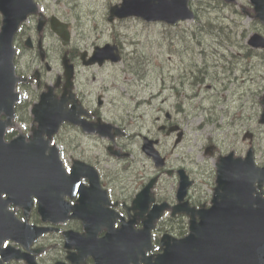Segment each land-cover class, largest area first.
<instances>
[{"label":"rangeland","instance_id":"rangeland-1","mask_svg":"<svg viewBox=\"0 0 264 264\" xmlns=\"http://www.w3.org/2000/svg\"><path fill=\"white\" fill-rule=\"evenodd\" d=\"M193 8L196 9L197 16L200 20L208 19V15L213 17V20L223 23L224 26H228L231 31V37L233 40L240 42L236 43V55L241 58L246 53L245 49L241 46L245 45V41H242L241 33L246 31V34L253 31L252 28L257 27V22L254 19V12L249 5L248 0H237V3L233 6L226 5L222 0H191ZM79 3L84 4L78 9V13L83 15V19L80 23V32H84L89 37L86 43H91L93 39L91 36H96L102 43L104 41H110L115 36V40L119 42L123 49L124 60L116 65L106 66L101 70L100 89L103 91L106 99L110 102V107L115 112L120 114L123 108L124 100L131 99L130 104L134 105L135 100L149 99L157 91V84L163 88H168L170 84L171 75L176 79L184 69V66L194 65L198 68L202 67V59L198 55L200 49L197 48V41L205 47L208 51L211 38L204 32L197 33V30H202L203 22L197 23L193 21L178 24L174 27H165L157 25H145L137 20H129L121 23H117L113 26L107 25L105 20V5L104 0H80ZM208 2L210 5H205ZM55 3V2H53ZM52 8V6L50 7ZM244 8L243 13L235 15L236 12H240ZM234 13L235 16L232 14ZM198 24V25H197ZM224 32H228V29L223 28ZM74 34V33H73ZM76 34V33H75ZM77 40V38H76ZM235 53V49L227 48L226 55ZM51 56L54 55L51 52ZM134 57L137 62L135 64L132 60ZM245 59L248 55H245ZM52 58V59H53ZM208 59V58H207ZM220 61V60H219ZM258 62L257 57H249V61H241L236 64L233 73L226 71L222 72L220 68H209L211 76L216 73L220 78L215 81L210 79V76L202 81L200 88L194 87L190 89L188 87L184 89H178L176 91H167L165 95L160 99H166L165 107L170 108L171 104L185 102L191 103L193 106L190 112L191 117L187 123L184 122L188 136V147L185 148L187 154L191 156H200L201 145L205 144L208 138L217 142L219 145L229 144L233 147L242 146L240 137L232 141L234 131L237 128L242 127L243 117L249 116L252 112H257V105L253 106L257 100V97L253 95V91L264 88V66L256 64ZM213 62L211 61L210 64ZM196 64V65H195ZM198 64V65H197ZM193 74L197 75L195 68H191ZM134 73V74H133ZM138 75V76H137ZM260 76V77H259ZM234 77L236 79L234 80ZM141 79V81H140ZM162 79L165 84H163ZM227 84V88L222 90L224 83L230 80ZM260 82V84L258 83ZM49 83V82H48ZM214 83L217 84L214 86ZM155 84V85H154ZM207 85L209 88H207ZM210 86H214L213 90H210ZM193 101L189 97L193 95ZM217 102V103H216ZM220 102V103H219ZM213 103H216L215 110L218 115H223L226 112L227 115H232V123L228 127H223L218 130L214 125H207L208 127L203 131H195L194 128L202 120L204 115V109L211 108ZM219 103V104H218ZM198 105L199 107H197ZM214 106V105H213ZM244 106V109L242 108ZM132 109L133 106H130ZM117 114V113H116ZM209 115V113H208ZM225 120H223L224 122ZM129 124L137 123L139 127L129 126L128 132L132 134L141 131H153L150 126V119L141 113L139 110L134 113L133 120H128ZM23 129L29 128L28 126L20 125ZM249 126H254V123H250ZM231 130V133H226ZM63 139L73 138V134H68V129L63 128L59 134ZM226 135V136H225ZM79 139V138H78ZM77 139V140H78ZM76 140V141H77ZM75 141V142H76ZM258 148L264 147V141L257 142ZM59 149H63L64 146L57 145ZM134 157L137 154V144L134 142L131 146ZM262 158L261 153L257 155ZM63 159L69 162L70 159L65 154ZM210 166L207 168L202 165V169L205 170L204 180H208V169L214 167V160L206 158ZM216 161V160H215ZM145 162V161H144ZM262 162V161H261ZM208 164V165H209Z\"/></svg>","mask_w":264,"mask_h":264},{"label":"water","instance_id":"water-1","mask_svg":"<svg viewBox=\"0 0 264 264\" xmlns=\"http://www.w3.org/2000/svg\"><path fill=\"white\" fill-rule=\"evenodd\" d=\"M255 3V1L253 0ZM261 9V1H257ZM0 10L3 12V24L0 28V111L11 118V108L17 96L14 97L12 90L15 79L13 77L11 46L12 36L16 31L18 23L24 18L23 9H15L12 0H2ZM261 12V11H260ZM22 16V17H21ZM140 17L147 21H166L175 23L178 20L191 18L187 9L186 0H136L132 7L129 0H124L123 9L119 17ZM264 23V15L260 14ZM253 47H263L264 40L257 36L249 40ZM103 58L118 61V57L108 53L106 48L95 53L94 59ZM54 106L42 98L40 103L34 107L35 121L39 124L34 133V139L29 144L14 141L10 145L1 143L3 128H0V195L8 196L6 201L0 199V245L6 239L14 240V234L25 235L28 227L19 223L7 211L8 203H13L24 209L25 215L31 208V196L38 197V212L46 210L48 204L46 197L38 190V183L34 175L37 168L40 169L39 176L46 189L52 177L56 183L62 180V172L59 169L47 166V160L39 151L45 150L42 141L43 134L51 136L59 127L63 119L73 121L71 117L64 114L61 105L53 102ZM52 108L56 109L52 111ZM7 148H15V153ZM229 158L220 161L218 167V185L223 187L226 181L252 180L255 176H262V171L253 167L250 154L240 163ZM223 196L218 195L220 203ZM226 201V200H225ZM220 208V207H219ZM221 213H223V209ZM42 215V214H41ZM216 222H203L201 226L194 228L193 233L181 240H174L171 244L166 243L163 254L156 258L154 264H264V210L245 212L239 218H213ZM210 228V230H209ZM201 231L203 233H198ZM135 248H125L122 245L111 247L107 259L98 264H137ZM2 250H0L1 252ZM102 253V252H99ZM2 257L17 258L11 252L0 253Z\"/></svg>","mask_w":264,"mask_h":264},{"label":"flooded vegetation","instance_id":"flooded-vegetation-1","mask_svg":"<svg viewBox=\"0 0 264 264\" xmlns=\"http://www.w3.org/2000/svg\"><path fill=\"white\" fill-rule=\"evenodd\" d=\"M22 36L20 35L18 37V40H21ZM40 38H43V35H37L36 36V41H34V43L36 44V46H38V43H39V39ZM67 54H68V58L70 60V62L74 65V67L76 68V70H78V58H79V55H80V52L77 50V49H69L67 51ZM17 64H18V69H21V71L24 70V64L22 63L21 59L20 61H17ZM41 76V74H40ZM99 105H97V113L100 112L101 110V107H102V104L100 103V101H98ZM95 114V111H92V116H90V120H94L95 118H99L101 116H98V117H95L94 116ZM89 137L91 138H97V136L95 135H90ZM126 138H115L114 139V147L119 149L120 151L121 150H125V148L127 147L126 144H124L126 142L125 140ZM125 140V142H124ZM110 142V145L112 144V141L108 138L107 140L104 141L105 145H108ZM101 145L103 146V143L101 142ZM108 149V146H106V150ZM107 160H112L114 161L113 164H111V166L113 167V171H109L107 172L106 170H102V166L104 163L105 160L103 159H96V163H95V169L97 170L98 174H99V177L101 178V185L104 189L108 190V192L110 193V196L113 197L116 193H120V194H128L129 192V183L132 185L133 189L134 190V185H133V178L135 176H140V181L142 180V175L141 174H138V173H134L131 166L129 165V167L127 168V170L124 168V167H121L117 164L116 159H112V158H107ZM122 168L125 169L124 173L123 172H118L117 170H121ZM163 173V170L160 171L158 173L159 176H161ZM170 181H173L174 184L172 185V190L175 188L176 184H177V180L175 177H172L170 178ZM143 183V182H142ZM141 183V185H142ZM165 183H168V182H165L163 181L162 184H161V189L158 190V192L160 193L161 190H162V193H161V197H159L156 193H154L155 197H156V200L158 202H163V201H166V202H172L173 199H172V194L170 195H167V193L165 192L164 190V184ZM118 188H119V191H118ZM116 201V200H114ZM125 202L127 203H130L131 202V198L130 197H127L125 198ZM63 260V257H58L57 260L53 259V262H59V261H62ZM38 261H41V259H38ZM42 264H46V261L42 260L41 261ZM10 264H24L22 262H18V263H15V262H12Z\"/></svg>","mask_w":264,"mask_h":264}]
</instances>
